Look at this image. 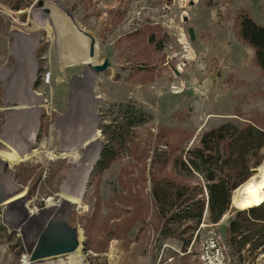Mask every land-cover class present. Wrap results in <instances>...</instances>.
Masks as SVG:
<instances>
[{"label": "rangeland", "instance_id": "1", "mask_svg": "<svg viewBox=\"0 0 264 264\" xmlns=\"http://www.w3.org/2000/svg\"><path fill=\"white\" fill-rule=\"evenodd\" d=\"M40 8L43 23L36 17ZM242 15L264 25V0H0V73L12 71V83L21 86L20 77L31 68L30 43L36 41L34 90L45 100L30 157L0 170V194L21 185L20 193L30 195V211L49 198L58 202L77 173L72 160L60 154L57 123L72 109L73 81L86 68L81 57L65 58L67 38L81 36L89 56L93 37L90 61L111 62L93 77L100 100L95 108L101 155L82 204L72 209L69 223L80 228V245L64 264L234 263L233 257L225 260L223 249L229 219L238 208L229 207L216 223L205 216L200 238L196 242L194 236L183 253V240L160 237L151 191L154 174L167 175L173 166L162 162L159 153H184L199 144L205 131L226 121L264 127V72L254 48L240 36ZM4 90L0 78V128ZM110 149L114 157L99 165ZM24 218L19 209L5 217L0 206V264H31L25 263L17 241L20 230L11 229ZM57 259L32 264H58ZM256 262L264 264V251Z\"/></svg>", "mask_w": 264, "mask_h": 264}, {"label": "trees", "instance_id": "2", "mask_svg": "<svg viewBox=\"0 0 264 264\" xmlns=\"http://www.w3.org/2000/svg\"><path fill=\"white\" fill-rule=\"evenodd\" d=\"M239 28L242 40L254 48L264 72V25L242 15ZM263 149V126L226 121L205 131L199 144L184 153H159L162 162L171 161L173 165L167 175L153 176L151 193L161 220L160 237L183 240L181 252L185 253L194 236L196 242L200 238L205 216L216 223L230 209L233 191L262 163ZM114 151L105 150L99 165H107ZM192 177L198 180L193 183ZM228 223L225 260L233 257V264H256L258 254L264 251V201L241 209Z\"/></svg>", "mask_w": 264, "mask_h": 264}, {"label": "bare ground", "instance_id": "3", "mask_svg": "<svg viewBox=\"0 0 264 264\" xmlns=\"http://www.w3.org/2000/svg\"><path fill=\"white\" fill-rule=\"evenodd\" d=\"M42 16L43 10L41 8L40 10L37 9L36 17L41 23H43L44 20ZM22 37L31 38L32 36L22 35ZM66 41L68 43L69 54L65 56V58L68 57L75 61L77 58L81 57L85 62L91 60L84 53V39L82 40L81 36L77 33H72ZM35 42L30 43L31 52H29L31 55V68L27 75H22L20 77V80L23 81L21 86L16 84L15 87V84L12 83L10 79L12 71L6 69L2 70L0 73V78L4 82V93L6 98V104L4 106L5 120L0 128V156L3 160L1 161L2 163H0V170L1 166L5 163L14 165L16 162L29 158L32 153L31 147L36 140L35 136L39 128L38 121L41 112L42 98L34 90V82L36 80L38 68L34 50ZM13 52L15 53V50ZM73 82L72 109L60 116L57 124L62 134L61 146L63 151H61L60 154L72 160L73 167L75 168L74 171L76 170L77 173L73 176L74 180L71 184L62 191L63 195H61L58 202L49 198L50 205L54 204L52 206H58L60 208L59 214L63 213L65 208L69 207L73 209L76 204H78V206L82 204L83 196L88 186L87 181L90 171L100 158L102 148L99 140V118L95 108L100 100L93 92L95 78H93L91 69L89 68L83 75L75 77ZM15 125L16 129L14 128ZM1 173L0 171V177L2 176ZM13 180L14 177H10V185H14ZM14 186H17L18 189L14 192L7 191L1 193L0 199L7 194L20 193L24 189L19 184ZM234 193V205L240 209L256 206L263 202L264 160L258 172L245 181ZM68 257L69 255L67 258L57 260V262H59L58 264H64V262L70 263L71 260L70 257ZM72 264L77 263L73 261Z\"/></svg>", "mask_w": 264, "mask_h": 264}, {"label": "water", "instance_id": "4", "mask_svg": "<svg viewBox=\"0 0 264 264\" xmlns=\"http://www.w3.org/2000/svg\"><path fill=\"white\" fill-rule=\"evenodd\" d=\"M63 8L65 10L67 9L65 7ZM67 11L71 14L70 10ZM39 36L40 34H37L38 38ZM94 44L95 41L92 37L88 57H94L95 55ZM110 66L111 62H109L108 58H105L101 64H94L91 61H87L85 62V72L90 68L94 77L96 74L101 73ZM39 96L43 99L42 95L39 94ZM43 101L45 100L43 99ZM1 161L3 160L0 156V163H2ZM240 186L238 188H240ZM237 189H235V191ZM30 203V195H24L22 193L7 194L0 202L5 217L11 209H19L25 215L22 222H18L17 224L13 223L11 225L12 230H20V235L17 241L22 245L21 251L24 254L23 257L26 259L25 263L29 262L32 264L36 261L57 259L60 257L67 258V255L77 251V248L80 245V228L69 224V219L72 215V208H65L63 212L64 215L61 216V214H59L60 208L58 206H51L50 200L43 201L36 211H30L28 207ZM232 207L237 208L234 205V196L232 197L230 208ZM252 207L255 206L241 209H249ZM238 209L241 210L240 208Z\"/></svg>", "mask_w": 264, "mask_h": 264}, {"label": "flooded vegetation", "instance_id": "5", "mask_svg": "<svg viewBox=\"0 0 264 264\" xmlns=\"http://www.w3.org/2000/svg\"><path fill=\"white\" fill-rule=\"evenodd\" d=\"M66 8V7H65ZM70 12L72 13V11L70 10ZM69 222H70V220H69ZM70 224V223H69ZM71 225V224H70ZM72 226V225H71Z\"/></svg>", "mask_w": 264, "mask_h": 264}]
</instances>
